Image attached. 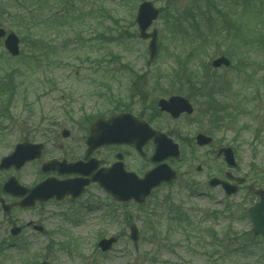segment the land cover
<instances>
[{
	"label": "rangeland",
	"instance_id": "rangeland-1",
	"mask_svg": "<svg viewBox=\"0 0 264 264\" xmlns=\"http://www.w3.org/2000/svg\"><path fill=\"white\" fill-rule=\"evenodd\" d=\"M143 1L160 10L150 29L159 32L152 61L136 23ZM247 1L235 7L233 0H47L42 5L33 0L21 7L0 0V27L21 39L17 57L0 39V94L7 89L2 85L7 87L8 70L14 86L7 108L0 111V159L25 138L49 141L43 159L62 155L61 143L79 156L87 147L80 139L97 116L128 106L135 114L139 93L150 99L183 93L177 90L185 85L180 77H195L201 86L200 95L192 97L193 120L180 124L188 131L199 126L214 139L204 148L182 149L186 160L177 164L179 178L154 190L142 206L117 202L98 185L78 199L8 212L0 206V264H264L263 240L247 235L232 240L251 229L246 209L256 201L254 190L264 185V35L258 36L264 34V14L258 21L255 9L264 10V0ZM52 13L54 26L47 17ZM233 44L235 56H228ZM221 55L230 58L228 68L212 66ZM48 79L56 85L43 84ZM3 99L7 96L0 95V107ZM63 128L71 129L74 138L65 140ZM225 145L235 151V168L216 156ZM124 148L127 168L143 174L144 159ZM118 150H104L110 162ZM226 170L246 178L232 197L208 184ZM40 173L39 163L16 172L25 183H35ZM10 174L0 171V182ZM32 221L45 232L28 226ZM132 223L140 230L137 242L130 238ZM13 226L22 228L17 237L10 234ZM113 235L119 241L101 252L97 242Z\"/></svg>",
	"mask_w": 264,
	"mask_h": 264
},
{
	"label": "water",
	"instance_id": "water-1",
	"mask_svg": "<svg viewBox=\"0 0 264 264\" xmlns=\"http://www.w3.org/2000/svg\"><path fill=\"white\" fill-rule=\"evenodd\" d=\"M159 16V10L154 7L152 2H143L138 11L137 23L140 29L142 38H150L149 44L151 60L157 54L158 49V32L154 29L152 33H148V28L154 20ZM6 35V30L0 28V37ZM19 37L16 33L11 32L5 39V46L12 55H18L20 52ZM214 67L218 68L222 65H230V60L225 57H219L213 61ZM186 103H184V102ZM160 106L162 110L172 112L178 116L182 111L187 110L189 113L193 111L192 106L184 98L175 97L167 100H161ZM67 135V132H65ZM152 137L155 138L156 151L153 156V161L161 162L168 156H179L180 150L178 144L173 143L172 139L167 138L165 134L153 130L147 123L139 121L131 113H122L111 116L108 119L99 118L91 126L90 136L88 137L89 152L106 144H135L137 148L148 142ZM200 145H208L212 142V138L204 134L197 137ZM44 145L41 143H31L29 141L17 144L15 151L4 157L0 163V169H9L12 165L18 168L22 167L27 161L40 158ZM223 155L229 165L235 166L234 153L231 148H221L218 156ZM117 157L122 160L123 155L118 154ZM98 168V161L91 159L88 162H74L52 160L43 164V171H58L61 174L79 173L85 177L60 180L56 178H48L30 189L19 184L16 177H11L5 183L3 189L5 192L14 196L24 197L18 204L23 207L34 206L37 200L47 201L56 197L62 199L67 195H72L73 198L79 197L85 187L91 182H98L99 185L110 193L117 201H130L132 199L139 203L145 202L146 197L151 193V190L160 185L162 182H171L176 178V172L168 165L161 164L152 170H149L143 178H140L134 172H128L122 161L114 163L109 168L99 169L92 178H88ZM231 176L230 173H227ZM210 185H222L228 195L237 192V186L232 185L222 179L213 178ZM260 200L249 209V215L253 222V231L256 235L264 236V190H257ZM14 205L5 206L6 209L12 208ZM41 229V228H39ZM11 232L17 235L20 228L14 227ZM131 237L134 241L139 238V230L135 224L131 226ZM118 237L102 239L99 246L103 251H108L112 245L117 242ZM40 264H49L44 261Z\"/></svg>",
	"mask_w": 264,
	"mask_h": 264
},
{
	"label": "flooded vegetation",
	"instance_id": "flooded-vegetation-1",
	"mask_svg": "<svg viewBox=\"0 0 264 264\" xmlns=\"http://www.w3.org/2000/svg\"><path fill=\"white\" fill-rule=\"evenodd\" d=\"M180 79H185V85L184 88H182L181 86L179 88H177V90H186L183 93H171V94H167L168 96H162L160 98H152L150 99L149 96L146 93H139L137 98V102L135 103V106L137 108V110L135 111L136 116L143 121H146L152 128H154L155 130L161 131V132H165L167 134V136L171 137L175 142L179 143V146L181 147V149L184 148H189L191 150V148H194L197 145V135L199 133H204L203 130H200L199 126L195 127L194 130L192 131H188L186 130L182 124H180V122H188L189 117L191 120H193V118H191L192 114L187 113L186 111L181 112V114L178 117H174L173 115H171L168 112L162 111L159 107V100L161 98H170L174 95H178V96H183L185 98H187L191 104L194 107L193 104V100L192 97H198L200 95L199 93V85H197V83L193 82V84L191 85V87L189 86V81L190 80H195L196 78H190V77H180ZM190 90V91H189ZM193 92V93H192ZM191 93V94H190ZM194 111H195V107H194ZM195 123L198 122V117L196 119V121H194ZM173 124V125H172ZM75 126L78 129H83L86 131V126H84L83 124H75ZM177 126V127H176ZM70 134L66 139H73L74 137L72 136V130L68 129ZM83 142L86 144V139L84 136H82ZM24 140H28V138L24 139ZM45 142V146L46 143L49 142L44 141ZM87 145V144H86ZM119 148L122 150V153L124 155V162L126 164V159L127 156L125 154V148H131L132 150H134L136 152V154L140 155L145 163H144V171L146 172L147 170L151 169L152 167L155 166V164L152 162V154L154 152L155 149V143L152 140L148 141L147 144L143 147V152H139L135 146L133 145H112V146H104L102 148H99L97 150H95L94 152H92L90 155H88L87 152V147L84 148V150L81 152L82 154L79 156L74 155L71 147L69 145H65L64 143L59 144V148L62 151V155L58 156L57 158L60 159H66L69 161H77V160H83V161H87L89 158L91 157H95L99 160V168L100 167H108L112 162H110V157H108V155L105 154L104 150L109 149V148ZM197 147V146H196ZM46 148V147H45ZM74 150V149H73ZM102 153L101 156L99 153ZM44 153H45V149H44ZM43 153V154H44ZM187 154V153H186ZM115 156V152L113 154ZM49 160L48 159H41V160H36V161H32L30 163H39V167L41 169V165L44 161ZM186 160L185 157H183L182 155L179 158H174V157H169L167 159V162L175 169L177 170V172L179 171V167L177 166L180 165L181 163H183ZM146 166V167H145ZM23 169V168H22ZM11 172L10 176H16L19 180V182L23 185H26L28 187H33L36 184H38V182L42 181L43 179L49 177V176H54V177H61V178H65V177H76L77 175H63L60 176L58 173L56 172H52V173H40V178L35 182V183H25L24 180L19 177L16 172L20 171L17 170L15 167H12L10 170ZM9 177V176H8ZM7 177V178H8ZM6 178V180H7ZM6 180H3L2 182H0V187L2 188L3 184L5 183ZM231 182H234V180H232ZM264 188V185L262 186ZM4 199L7 203H16L20 200V198H16L12 195L6 194L5 192L1 191L0 193V199ZM1 208L3 209L2 204L0 203ZM15 208H19V206H15L13 209ZM28 226H31V224Z\"/></svg>",
	"mask_w": 264,
	"mask_h": 264
},
{
	"label": "trees",
	"instance_id": "trees-1",
	"mask_svg": "<svg viewBox=\"0 0 264 264\" xmlns=\"http://www.w3.org/2000/svg\"><path fill=\"white\" fill-rule=\"evenodd\" d=\"M16 4H19L21 7H29L30 6V3H31V1H33V0H13ZM36 1H40V0H34V2H36ZM244 2L246 1V0H243ZM37 2V3H38ZM237 2H239V0H237ZM23 16H24V14H23ZM50 18V20H51V22H52V24L51 25H53V23H54V20H55V18H54V16H50L49 17ZM49 24H50V22H49ZM10 89V88H9ZM3 108L5 109L6 108V105L5 106H2L1 108H0V110H3ZM245 234V233H244ZM243 234V235H244ZM243 235L242 236H239L238 234H236V235H234V238L232 239V240H234V239H243L242 237H243ZM245 235H247V234H245Z\"/></svg>",
	"mask_w": 264,
	"mask_h": 264
}]
</instances>
